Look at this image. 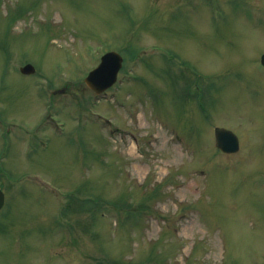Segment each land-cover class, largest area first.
<instances>
[{"label": "rangeland", "instance_id": "1", "mask_svg": "<svg viewBox=\"0 0 264 264\" xmlns=\"http://www.w3.org/2000/svg\"><path fill=\"white\" fill-rule=\"evenodd\" d=\"M263 53L264 0H0V264H264Z\"/></svg>", "mask_w": 264, "mask_h": 264}, {"label": "water", "instance_id": "2", "mask_svg": "<svg viewBox=\"0 0 264 264\" xmlns=\"http://www.w3.org/2000/svg\"><path fill=\"white\" fill-rule=\"evenodd\" d=\"M122 65V57L117 52H106L100 59L99 65L88 72L84 82L86 85L94 90L96 93L102 92L109 88L117 79L118 71ZM261 65L264 66V54L261 56ZM35 69L30 64H26L20 68L23 74H32ZM59 92H63L62 90ZM216 148L226 153H234L238 151V139L235 135L226 129L216 128L214 130V137ZM4 195L0 191V209L3 207Z\"/></svg>", "mask_w": 264, "mask_h": 264}, {"label": "bare ground", "instance_id": "3", "mask_svg": "<svg viewBox=\"0 0 264 264\" xmlns=\"http://www.w3.org/2000/svg\"><path fill=\"white\" fill-rule=\"evenodd\" d=\"M132 150H133V147H132Z\"/></svg>", "mask_w": 264, "mask_h": 264}]
</instances>
